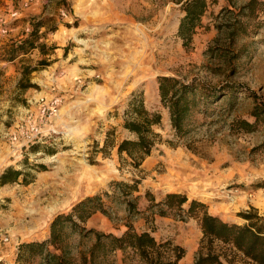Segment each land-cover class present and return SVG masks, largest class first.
<instances>
[{
    "label": "rangeland",
    "instance_id": "374dc122",
    "mask_svg": "<svg viewBox=\"0 0 264 264\" xmlns=\"http://www.w3.org/2000/svg\"><path fill=\"white\" fill-rule=\"evenodd\" d=\"M185 1L0 0V47L22 42L35 24L48 19L40 43L53 52L0 59V176L8 169L23 174L18 182L0 185V264H20L21 244L48 239L56 216L95 195L108 215L96 213L87 230L120 237L132 223L137 232L149 231L157 241L184 249L179 264L195 260L203 237L200 220L177 211L160 216L159 208L150 209L147 192L155 204L169 193L185 195V209L196 200L208 214L237 225L246 224L242 214L264 217V115L260 120L253 115L255 108H264V16L257 34L235 48L225 45L223 52L209 53L218 36L216 17L249 0H207L189 48L177 35ZM43 61L49 66L42 68ZM28 68L39 70L26 74ZM163 76L230 85L237 93L231 100L218 93L221 100L210 105L206 117L198 115L191 136L180 140L161 102L158 78ZM133 96L162 115L161 125L154 127L159 142L142 172L122 168L117 153L119 143L134 138L124 128ZM44 103L56 108L49 120L41 114ZM241 121L252 131L241 129ZM109 133L110 146L103 151ZM134 179L140 181L138 191L126 200L136 203L138 214L129 212L111 186ZM66 190L73 192L62 194L57 207L69 203L48 218L50 197ZM95 242L94 234L72 233L66 240L69 257L80 264ZM49 250L60 254L53 246ZM26 264L44 262L36 258ZM93 264L141 262L117 251Z\"/></svg>",
    "mask_w": 264,
    "mask_h": 264
},
{
    "label": "trees",
    "instance_id": "16d2710c",
    "mask_svg": "<svg viewBox=\"0 0 264 264\" xmlns=\"http://www.w3.org/2000/svg\"><path fill=\"white\" fill-rule=\"evenodd\" d=\"M182 1L178 0L179 3ZM182 7L185 15L180 22L177 35L183 40L184 46L189 48L197 28L201 25L202 17L208 10L209 2L186 0ZM262 16H264V0H249L240 6L232 4V8H224L216 17L218 36L208 52L221 53L226 50L223 47L225 45L235 48L240 40L257 34L262 26ZM47 22L48 19L35 24L32 32L22 42L13 43L4 49L0 47V52L4 50L0 59L12 62L35 50L46 56L53 54V52H46V45L40 43L43 40L40 30L46 27ZM238 53L237 59L241 51ZM41 63L42 68L49 66L46 61ZM38 70V68H28L26 74H32ZM158 84L161 102L163 107L169 110L172 129L180 140H186L191 136L198 124V115L206 117L212 107L210 105L221 100L217 97L218 93L222 94L221 97L226 96L228 100L237 93L234 86L211 87L198 78L184 82L178 77L163 76L158 78ZM253 115L260 120L264 115V108H255ZM161 123L160 112H150L141 98L132 97L125 112L124 128L134 138L123 140L117 147L122 168H130L132 172L143 171V163L151 156L159 142V135L154 127ZM239 127L246 132H251L253 129V126L246 121H241ZM111 135L113 133H109L106 138L103 151L109 148ZM22 175L18 170L8 169L0 176V185L18 182ZM133 181V184L113 182L111 186L115 191L120 192L122 199L129 206V212L138 214L140 212L137 210L136 203L126 200L138 191L140 181L136 179ZM25 184L28 185L30 182L26 181ZM146 197L152 204L150 209H160V216H166L169 211H177L181 214L186 213L188 218L193 216L199 218L203 237L193 264H224V261L235 264L236 259L241 260L242 264H264V217L250 213L242 214L246 224L237 225L208 214L207 206L196 200L185 209L188 198L182 194L169 193L158 204H155L154 197L149 192L146 193ZM105 207L100 195L86 197L79 201L69 213L55 217L51 223L48 239L21 244L17 262L26 264L41 258L44 264H76L69 257L66 243L72 233L96 236V242L89 252V257L82 253L80 264H93L101 255L117 251L133 254L141 264H179L183 259L184 249L174 245L170 240L157 241L149 231L139 233L132 223L126 224L127 230L120 237L87 230L85 224L96 213L108 215ZM50 246L60 251V254L52 253L49 250Z\"/></svg>",
    "mask_w": 264,
    "mask_h": 264
},
{
    "label": "bare ground",
    "instance_id": "6f19581e",
    "mask_svg": "<svg viewBox=\"0 0 264 264\" xmlns=\"http://www.w3.org/2000/svg\"><path fill=\"white\" fill-rule=\"evenodd\" d=\"M171 176L172 175H169V177L168 178H171ZM75 181V180H74ZM78 185V184H77ZM74 186H71L70 188H73ZM69 188V187H68ZM67 188V189H68ZM74 189H76V188H74ZM60 190V189H59ZM62 190V189H61ZM65 191V190H64ZM66 191H68V193L67 194H65V193H61V192H57V191H54V192H57L56 193V195H54V197H50L51 199V204H50V206L47 208V213L48 214H53V213H55L57 210H58V205H59V203H61V201H60V198L62 197V194H64L65 196L66 195H70V193H72L73 191H70V190H66ZM46 194V193H45ZM41 195V194H40ZM48 198V197H47ZM205 198H207V199H209V197L208 196H206Z\"/></svg>",
    "mask_w": 264,
    "mask_h": 264
},
{
    "label": "built area",
    "instance_id": "2783aa9c",
    "mask_svg": "<svg viewBox=\"0 0 264 264\" xmlns=\"http://www.w3.org/2000/svg\"><path fill=\"white\" fill-rule=\"evenodd\" d=\"M41 102H44V99H42ZM45 105L47 104L44 103L43 106H41V114L44 119L49 120L56 112V108H52L51 106Z\"/></svg>",
    "mask_w": 264,
    "mask_h": 264
},
{
    "label": "crops",
    "instance_id": "0c3cea01",
    "mask_svg": "<svg viewBox=\"0 0 264 264\" xmlns=\"http://www.w3.org/2000/svg\"><path fill=\"white\" fill-rule=\"evenodd\" d=\"M68 203H69V201H68L66 204H64V205L59 206L58 210H59L60 208L64 207L65 205H67ZM58 210H57V211H58ZM57 211H56V212H57ZM56 212H55V213H56ZM53 214H54V213H53ZM49 215H50V216H49ZM46 216L49 218V217H51V214H46ZM46 216L44 217V219L46 218ZM46 223H47V222L43 223V225L46 224Z\"/></svg>",
    "mask_w": 264,
    "mask_h": 264
}]
</instances>
